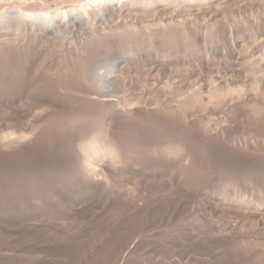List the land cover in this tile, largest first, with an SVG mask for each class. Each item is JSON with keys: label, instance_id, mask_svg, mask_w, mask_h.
<instances>
[{"label": "bare ground", "instance_id": "obj_1", "mask_svg": "<svg viewBox=\"0 0 264 264\" xmlns=\"http://www.w3.org/2000/svg\"><path fill=\"white\" fill-rule=\"evenodd\" d=\"M14 1L15 0H0V103L2 104V106L6 105L8 102V98L13 95L18 96L17 92L24 87L28 88V90L33 94L35 93V95L39 94L38 92L40 91V89H42V93L44 92L43 89L46 90V92L52 91L51 88H57V90H53L54 94L52 93V96H50L51 94H49V96H46V92L43 94L46 96V98H50L51 101H49V99L47 100L51 102V104L47 100L41 99L42 94L38 95V98L40 97L41 100L39 99L40 101L37 104L41 106L40 102L43 100V102L45 101L46 103L51 105H48L50 106V108H47V104H45L46 106L43 107L44 104L42 102L43 106L41 114L43 112L45 113L46 110L44 109H47V113H43L44 115L42 117H38L39 115L35 117L34 115L30 114L32 111H36L37 109H39L40 106H38L36 110L30 111V113L28 112L29 109L25 110L27 108L24 107L23 110L20 106H17L18 112H14V114L12 115L15 120L10 116L11 119L15 121V123L8 124V120L6 122H2L3 120L0 122V164L4 162H10L11 164H16L19 166L25 164L26 167L29 164L33 168L32 169L30 168V166H28L31 169L30 173L34 169L36 170L32 171V173H37V171L40 172V170L44 169L43 166L47 165L48 168V164L51 166L58 165L57 172H59V175L63 177L64 182L67 183L68 186L65 185L66 189L68 187L69 189H71V186H74V188L79 190L83 187H81V185H84V189L85 187L88 188L85 190V192L87 190V192H89L90 189L95 191L93 194H101L103 190L107 189L111 194L110 195L107 192H105L106 194H104L110 195L109 198L107 196L108 201L106 200L108 204L110 201L111 206L114 203L117 206H119L118 204L132 206L135 204H139V202L134 204L133 195L137 197L138 193H143V190L140 191L141 189L152 190V193L149 191L146 193L156 195V193H159L160 190L163 191L162 187L167 186L168 189H171L172 186H175L174 184H178V179L180 177V181H182V184L188 185L184 186L185 188H188L189 185L191 186V184H188L187 181L190 180L191 182V175L196 176V172H198L196 171V166L198 165H196V162L198 161H195L194 159L196 156H198H194V150H197L194 148H196V143H198L194 142L197 139L198 141L200 139V142L201 140H203L201 143L205 142L204 145L207 143L208 147L210 145H213V147L210 146L211 149L216 145V149H214L218 151H215L216 153H219V148L221 147L224 148L225 151L228 149L229 153L228 150L227 153L229 155L235 153V156L246 155L245 157L248 156L249 158H256V155L259 154V151H262V148H257L254 145L257 139L256 141H253L248 138L250 142L248 141V139L247 142L242 139V141H240L241 143L244 141L245 143L243 144H241L239 140H236L237 142L235 141V143L232 139L233 137L231 138V142L233 141V143L227 141L230 140V137L228 136L227 138L225 136L227 130L229 131V129L226 128L227 126L225 127L226 124L224 123V125L222 124V126L220 123L221 126H215L216 124L218 125L219 122L213 124L216 121L213 122L211 119L212 117L210 118L213 122L212 124L211 122H205L204 118L206 117L202 116L204 113L201 110H204V112H206L205 110H207V108H204L209 106L211 107L212 105L219 108L218 106H225L226 103L228 107L230 106V104L231 106L232 104H234L235 108H233V110L235 109L236 113L243 115L244 120L246 117V123L248 121H253L257 124V122H262V120L264 122V80L260 81L257 76L264 73L257 74V77L254 81L251 79L253 81L251 83L247 81L248 76L250 75L247 74V72L251 71H246L247 68L243 71H237V74L232 76L226 74H217L215 76V80L210 81V84L208 85V87H206L207 89L205 88L204 90V87L202 85H200L199 87H195V85H192L181 72H169L168 80L166 82H163L160 78H155L154 73L141 70L146 62H142L143 57L141 53L140 55L138 54L136 56L137 49L134 48L136 45H133V49L130 48L133 50L134 54V50L136 51L135 55H133L132 53L127 54L129 52L128 51L125 53L127 55L124 54L123 56H118V58L111 57L110 54L112 53L110 52V56L106 55L105 52V54L101 53L100 55H96V51L94 52V48H96L97 46V49L101 47L103 50L105 48H108L109 46V38H107V35H104L102 32H108V34L110 32H118V34L119 32H129L126 35H123L124 33L121 34L124 37L127 36L126 42L128 41L129 44L131 41L134 43L133 40H136L135 38H137V33L134 35V32H146L144 35L147 34L146 36L151 39L150 37H152L153 35L152 32L155 34L159 32V30H162V32H164V34H161L162 32L160 31L161 33L158 34L160 36L169 35L170 37H175L176 33H181L182 36L192 42V40L194 38L196 39L197 36L194 29L196 28V25H194L196 24L194 21L195 15H193L192 13L199 11L200 14V11L202 9H207V7L210 6L216 7L217 5H232L233 7L236 5H243V2L246 0ZM65 3H67L68 5ZM183 13H187L188 16H185V18H182V20H179L177 22L172 21L170 23L163 24L161 20H157V22L151 20V16H177L178 14L182 15ZM121 17H123V19H128H126L127 21L125 20V24L124 22H122L123 27H120V25L117 26V24H115V27H109L107 24V28L103 26L105 24L100 25V23L106 21L109 22L108 20L112 21L111 19L114 18L119 20V18ZM148 17L151 18V22H149V25H147L146 27H143V25L142 28L138 27V25H140V22L143 23L146 20L145 18ZM156 18H158V16ZM208 26L207 29L209 28ZM118 27L120 28V30ZM81 28L86 29L83 32L88 30L90 32L89 35H92H87L89 37L85 38L84 41H82V38H80L79 41H82L81 46L79 47L78 45H76L78 48L74 47L75 51L74 49H70L69 51L68 49L70 46L67 45L66 46L68 48L66 47L67 49L65 50V40L70 38L71 43V41L75 39L73 37L74 33L83 30ZM116 28L117 30H115ZM208 30L210 32L211 27ZM93 32L101 33H98L96 35ZM68 33L70 35H67ZM213 33L215 34V32ZM179 34H177L178 37ZM216 35L218 36V34ZM207 36L208 35L206 32V38ZM80 37H82V35ZM166 37H162L163 40ZM234 37L236 39L237 35ZM141 38L140 41L145 39L143 38L141 40ZM182 38H178V40L180 39L181 42L182 40L184 41L185 39ZM203 38L205 39V37ZM235 39L231 38L232 46L229 48H232L233 50H231L233 52H239V50L241 49L245 51L244 49L247 46L243 49L242 47L244 46V44ZM138 40L139 39H137V42ZM159 40L163 41L161 39ZM229 40L227 41L229 42ZM176 41L177 39L175 40L174 38V43L179 42ZM190 41H188V44L185 43V46L186 44L189 45ZM48 43L50 45L52 44L50 46L52 47V49L55 48L54 50H60L59 53H57L58 50H56L57 52H53L54 50L52 51V49L48 47ZM192 43H190V45ZM241 43L243 44V46H241ZM167 44L168 47L169 44H171V41H169V43ZM194 45H192V47ZM138 46L139 45H137L136 47ZM164 46L166 47V44ZM160 49L161 48H159V50ZM189 49L191 50V48ZM189 49H187L186 52L189 53ZM246 49H248V47ZM71 50L73 51L72 53H70ZM132 50H130V52H132ZM242 50L240 52H243ZM182 52H184V54L186 53L185 51ZM53 53L55 56V61H59L58 63H56L58 65H56L55 67L62 68L63 73H60L62 74V76L54 74V72H60L61 69L60 71L57 70V72L54 71V67L53 70L46 68L49 66V63L46 64L47 66L45 65V63L48 62V59L50 58V60H52L53 55L51 57V54ZM55 54L57 55V57ZM237 55H239V53ZM48 56H50V58H48ZM243 56L241 55V57ZM136 57L137 59H140V57L142 58V60L140 59L141 64H144L143 66L140 65L142 67L137 64L139 63V61H136ZM54 58L50 62V64L54 61ZM242 60L244 63V59ZM256 60L259 62L264 61V45L262 47V52L260 53V55H258V58L253 59V66H251V68L256 64ZM53 64L55 65V63ZM157 65L159 67H164L165 62L160 61L159 63H157ZM242 67H240L239 69H241ZM49 70L53 71V73L51 71L50 72L52 75H55L54 77L56 78H53L52 75L49 76ZM263 76L264 75H262L261 77V75H259L261 79H264ZM50 77H52L53 80L58 78L56 82H58V80L60 79L61 82L60 85L58 84L59 87L57 85L53 86L51 83H54V81H52L51 79V83L48 81ZM156 77H158V75ZM49 85H52L51 88H49ZM63 89L66 91L64 92L67 95L64 92L60 93ZM45 96L43 98H45ZM214 106H212V108H215ZM40 110L41 109L37 110V112L35 113L33 112L32 114H37ZM230 110H228V113ZM15 114H17V117ZM230 114L233 113L230 112ZM234 115L233 117L231 115L230 118H235L237 114L235 115V117ZM210 119L206 121H210ZM22 120L27 121V125L31 122V126L32 124L35 125L33 127H30V125L21 127L23 123L25 124V122H23ZM35 120L41 121V124L39 122L34 123L36 122ZM226 120L227 119H223V121L227 122ZM231 121L233 120L231 119ZM253 122V126L250 129L256 126V124L254 125ZM259 124L260 123H258V125ZM259 126L261 129H264V127H261L262 125ZM257 134L259 135L260 131ZM229 135L231 136V134ZM226 141L230 144H228ZM251 141H253L254 144ZM194 144L196 145L195 147ZM257 144L259 143L257 142ZM202 151L198 150V152ZM223 151L222 154L225 152ZM204 152L206 153L205 149ZM204 158L208 160L207 156ZM201 164L202 163L200 162V165ZM51 166H49V171L54 170V172H56V166L53 168V170H51ZM193 168V173L196 171L195 174L192 173ZM26 169L28 170V168ZM176 170H178V172ZM179 171L180 173L182 172L181 175ZM223 171L225 170L223 169ZM57 172L55 174L56 176L54 177V174L50 173V175L47 176L48 179H46L47 177L45 178L44 176V179H46V184L44 183L45 185H43V182H45L43 181L39 186L43 185L44 187L48 185V190H50L48 191L46 187L47 192H51V189L53 190L52 192H54V194L52 192L50 193L51 198L53 197V194L55 195L53 198L58 196V199L55 198V200H60V193H64L66 189L60 190V188L58 187V182L60 183L62 179L61 177H59V175L57 176ZM176 172L180 176L179 178L175 176L177 175ZM30 173L29 175H31ZM40 173L42 174V171ZM40 173H37V176ZM33 174L34 175H32V177L29 176V178H33L35 180L33 176L36 177V174ZM233 174H231V176H233ZM41 176H38V178H41ZM58 177L61 180H59ZM228 178H226V180ZM234 178L235 181L236 176ZM228 183L229 181L227 182V184ZM129 184H131V186H129ZM132 185L133 188H131ZM75 186H80L81 188H77ZM28 188L29 187H27L26 189ZM26 189L24 190L26 191ZM29 190L30 189H28L27 191ZM136 190L138 191V193ZM30 191H32L30 193H33V190ZM71 191L68 192H74L73 194H78L80 192H76L73 189ZM22 192L24 191L22 190ZM22 192L20 191L19 194H23ZM93 194L92 196L98 195ZM241 194L244 193L241 192ZM63 195L66 196V194ZM101 195H98V198H100ZM43 196L44 195L41 194V196H39L41 198L38 199L44 198ZM63 197L61 196V199L63 202H66V204L69 202L68 198H76L71 194V196L67 198V202L64 201L66 200L67 196L64 199ZM240 197H238L239 201L241 200L239 199ZM46 198L47 196H45L44 199ZM72 200L73 201L70 200L71 202H69L68 205L70 207L72 206V202L74 203L75 201L74 199ZM234 200L236 199L234 198ZM41 202L43 201L41 200ZM63 202L60 203L63 205V207L61 205L60 206L66 209L67 205L65 206ZM232 203L234 202L232 201ZM239 203L241 202H238L236 204ZM39 204L41 203L39 202ZM39 204L36 203L37 206ZM78 204L79 203H76V205ZM231 205L235 206V204L231 203L228 206H224H227L228 209L230 208L231 210ZM39 207L40 206H38V208ZM73 207L75 208V206ZM222 208L225 207L222 206ZM84 213L82 212L79 214Z\"/></svg>", "mask_w": 264, "mask_h": 264}, {"label": "rangeland", "instance_id": "obj_2", "mask_svg": "<svg viewBox=\"0 0 264 264\" xmlns=\"http://www.w3.org/2000/svg\"><path fill=\"white\" fill-rule=\"evenodd\" d=\"M16 1L18 0H15L14 2ZM214 7L210 6L207 7V9H202L200 11V14L199 11L194 12L195 14L192 13L193 15H195L194 21L196 24L194 25H196V28L194 29L197 35H195L196 39L194 38V41L192 40L193 43L189 39L182 36L181 33H176L177 37H170L169 35H158L162 32V30H159V32L155 34L152 32L153 35L152 37H150L152 40L149 39L148 36H146L147 34L144 35L146 32H134V35L137 33V38H135L136 40H133L135 44L132 41L130 42V44L128 41L126 42L127 36L124 37L123 35H126L129 32H119V34L118 32H110L111 35L110 33L108 34V32H102L104 35H107V38H109V46L108 48L104 49L105 51L101 47L97 49V46L96 48H94V52L96 51V55H100L104 52L106 53V55H109L110 52L112 53L110 54L111 57L118 58V56H123L128 51L129 52L127 54L132 53L133 55H135L137 51L136 56L138 54L140 55L141 53L143 60L141 57L140 59L142 60V62H146L145 66L143 63L141 64V60L137 59L136 57V61L138 60L140 64L137 63L138 61L136 63L139 66L144 65L143 67L140 66L142 67L141 70L154 73V77L160 78L163 82H166L168 80L169 72H181L192 85H195V87H199L200 85H202L204 87V90L206 87H208L210 81L215 80V76L217 74H226L232 76L236 75L237 71H243L246 70V68V71L251 70L247 72V74H250L247 80L249 83L253 82L257 76L260 81H263L264 79H261L259 75H261L262 77V75L264 74L259 73H264V61L259 62L256 60L257 62L254 67L251 68V66H253V59L258 58V55H260V53L262 52V47L264 45V0H246L243 2V5H236L233 7L232 5H217L215 8ZM157 16L159 19L156 18ZM185 16H188L187 13H183L182 15L178 14L177 16H151L152 19L150 17L145 18L146 20L144 19L145 21L143 23L140 22V25H138V27L142 28L143 25V27H146L147 25H149V22H151V20H154L156 22L157 20H161L163 24L170 23L172 21L177 22L179 20H182V18H185ZM114 19H111L112 21L108 20L109 22L106 21L100 23V25L105 24L103 26L107 28L108 26L115 27V24H117V26L120 25L121 27L122 22H124L125 24V22L128 20L127 18L123 19V17L119 18V20ZM207 26L209 27L208 29H210L211 27L210 32L207 29ZM81 29H83H79L81 32L78 31L74 33V43L73 40L70 43V38L66 39L68 41L65 40V50L68 48L67 46H70L68 50L70 51V49H74L75 51L74 47L78 48L76 45L80 47L82 41L92 35H89L90 32L88 30V32H83L86 29ZM115 30H117V28ZM212 31L215 32V34ZM206 32L208 35L207 38ZM93 33L97 35L101 32ZM113 33L115 35H118H116L115 37ZM161 34H164V32H162ZM177 34H179V37ZM216 34H218V36ZM67 35L70 34L68 33ZM81 35L82 37H80ZM155 35L158 37H156ZM209 35L212 37H210ZM236 35L237 37L235 39L234 36ZM139 36L140 38L142 37L141 40L143 38L145 39L140 41ZM166 36H168L170 39ZM162 37L166 38L163 40ZM199 37H201L202 39ZM203 37H205L206 40ZM230 37L242 42L244 44L243 46V44L241 43L243 49L246 46L248 47V49H246V47L244 49L245 51L241 49L243 52H240L241 50H239V52H233V49L231 48V50L229 48L232 46ZM80 38H82V41H79ZM172 38L173 41L175 38V40L177 39L176 42H179L174 43L172 41ZM178 38L185 39V42L183 40L181 42L180 39L178 40ZM137 39H139L138 42ZM159 39L163 40L164 43ZM227 40H229V42ZM169 41H171V44H169V46H171L172 49L169 46L167 47V43H169ZM188 41H190L189 45H187ZM67 43L70 45H68ZM185 43H187L186 46ZM190 43L192 44L190 45ZM165 44L166 47L164 46ZM51 45L49 44L48 47H50ZM133 45H139V48L136 46L134 47ZM192 45H194L195 47H192ZM132 47L137 49L136 51L134 50L135 54L133 53ZM188 47L191 48V50ZM159 48L161 49L159 50ZM50 49H52V47H50ZM54 49H52V51ZM187 49H189V53L186 52ZM56 50H54L53 52H55ZM72 50L70 53L73 52ZM130 50H132V52H130ZM174 50H176L177 52ZM59 51L60 50L56 52L59 53ZM182 51H185L186 53L184 54V52ZM166 52L170 53L167 54ZM256 52L257 54H259L257 55ZM238 53L239 55H237ZM52 55L54 58V53L51 54V57ZM241 55L244 56L241 57ZM245 55H247L248 58ZM48 58H50V56H48ZM50 59H48L49 61L46 60L48 62L45 61V65L49 63V66L46 67V65L45 67L51 70H53L54 67V71H60L61 69L60 72L57 71L59 74L56 72H54V74L62 76V74H60L63 73L62 68L55 67L56 65H58L56 63H58L59 61H55L54 58V61L50 64V62L52 61ZM242 59H244V63ZM160 61L165 62L164 67H159L157 65V63H159ZM53 63H55V65ZM242 66L245 68H243ZM240 67H242L243 69H239ZM255 69L258 71H256ZM51 70H49V76L52 75L51 72L53 73V71ZM55 75H52L53 78H56L54 77ZM157 75L158 77H156ZM53 78L50 77L48 81L50 83L51 80L54 81V83L51 84L53 86L57 85L59 87L61 82L60 79L58 80V82H56L58 78L54 80ZM52 85H49V88H51ZM51 89L52 91L48 92H46V90L44 89L43 93L41 92L42 89H40V91L38 90L39 92H37L39 93L38 95L42 94L41 99H49V101H51L50 98H46V96H49V94H51L50 96H52L54 94L53 90H57V88ZM64 91L65 90L63 89L60 93H63ZM44 93L46 94V96L43 95ZM17 95L18 96L13 95L9 97L7 104L3 105L4 107L0 103V122L2 120V122H6L8 120V124L15 123V119L12 115L14 114V112H18L17 106H20L23 110L24 107L27 108L25 110L29 109V113L32 110H36L37 107L40 106L39 104H37L41 100L40 97L38 98V95L30 92L28 88L24 87L20 89L17 92ZM44 96L45 98H43ZM42 102L43 100L40 102L41 106L39 107V109L41 110L38 111L37 114L32 113L37 112V110L39 109H37L36 111H32L30 113L31 115H34L35 117L39 115L38 117H42L45 113H47V109H44L46 110L45 113L43 112L44 114H41L42 106L43 104V107L46 106L45 104H47L48 106L51 104V102H49L50 104L46 103L45 101V103L43 102L42 104ZM226 105L227 103L225 104V106H218L219 108L214 105L212 106H214L215 108H212V106L205 107L204 109L207 108V110H205L207 113L204 112V110H201L204 113H202V116L207 118H204L205 122H211V124L214 121L216 122L213 124L219 122L218 125L216 124L215 126H219L220 123L221 125H224L225 123V127L227 126L226 128L229 129V131L227 130V132L229 133L226 132L227 135L225 133V136L227 138L228 136L230 137V140H227L230 142L232 137L234 142L236 140L242 141V139L247 142L248 138L253 141H256L257 139L255 144L253 141L251 142H253V144L257 148H262V151L264 152V129H261L259 126L262 125L261 127H264L263 120V123L261 121L257 122V124L253 121H248L246 123V117L245 121L243 115L236 113L235 109L233 110V108H235L234 104H232L233 107L231 106V104L229 107L228 105L226 107ZM50 106H48L47 108H50ZM224 107H226L227 109ZM228 110H230L229 113ZM230 112H232L233 114H230ZM207 114L209 118L207 117ZM234 114H237L236 117ZM15 115L17 117V114ZM231 115L232 117L234 115L235 118H230ZM10 116L14 120L11 119ZM209 119L210 121H206ZM223 119H227V122L223 121ZM231 119L233 121H231ZM38 120H35L36 122L34 123L39 122L41 124V121ZM23 122H25V124L23 123L21 127H26L29 125L30 127H33L35 125L32 124L31 126L32 122L28 125L26 124L27 121ZM252 122L254 125L256 124V128L253 127L254 129H250L253 126ZM258 123L260 124L258 125ZM259 131L260 134L258 135L257 133H259ZM229 134H231V136ZM250 135L252 136V138ZM202 141L203 140H201V142ZM233 141L231 143H233ZM244 141L241 144L245 143ZM196 142H198L199 144ZM201 142L200 139L199 141L198 139L195 140L194 143H196L197 146L194 144V147L196 146V148L193 147L194 149H197L194 150L197 153L196 154L194 152V156L198 155L194 158L195 161H198L196 162V165L198 164L196 166V171L198 172L195 171L197 173L196 176L191 175V182L193 184L190 182V180L187 181L184 177L188 184H191V186L189 185L188 188L184 187L188 185L182 184V181H180L181 177L177 173L178 170H176L177 175L175 176L180 178L178 179L179 183L177 181L178 184H174L175 186L172 187L170 186L171 189L173 188L174 190L168 189V187L165 186L166 188L162 187L163 191L160 190V192L156 193V195H151L153 191L149 189H141L140 191L143 190V193L141 194L136 190L138 195L137 197L133 195V202L134 204L139 202V204H135L132 206H125L122 204H118L119 206H117L115 203H112L113 205L111 206L110 201L108 204L107 196L109 198L111 194L107 189L101 192L103 197L101 194L97 193L98 195H101L100 198H98L99 196L96 193L93 194L95 192L93 190L89 189V192H87L88 190L85 192V190L88 188L85 187L84 189V185H81V187L83 186L82 188L80 186H75L83 190H78L74 188V186H71V189H69V187L67 188L68 191H71L72 189L76 192L80 191L78 194H73L74 192L71 193L72 191L68 192L65 186L67 185V183L64 182L63 177L59 175V172H57L58 165H55V167L54 165L51 166L48 164V168L47 165H45L47 169L45 168V166H43L44 169L40 170V172L42 171V174L37 171V173H40L38 174V176L43 175L41 176V178H38L37 173L33 172L38 178L37 180V178L33 176L35 178L34 180L33 178L30 179L29 176L32 177V175H34L32 171H35L36 169L32 170L30 173V168L32 167L29 164L26 167L25 164V166L23 164L22 166H19L16 164H11L10 162L1 163L0 264H264V153L259 149L261 153L259 151V154L256 155V158H249L248 156L245 157L246 155L235 156V153H232L233 155H229V150L227 149V153V150L225 151V149L221 147L219 148L221 151L217 148L219 150V153H216L218 152L214 150L216 149V145L211 149V145L208 147L207 143L205 144V146V142ZM257 142L259 144H257ZM227 143L230 144L229 142ZM211 147H213V145ZM201 148L203 151L201 150ZM204 149L206 153L204 152ZM198 150L202 152H198ZM209 151H212L211 155ZM222 151L226 154H222ZM206 156L208 160L204 158ZM200 162L202 163L201 165ZM28 166H30V168ZM49 166L52 167H50L51 170H53V168L55 167V171L58 173L57 176L59 175V177H61V179L63 180L62 181L58 177L59 180H61L60 183L58 182V187L60 188V190L66 189L64 193H60V200H57L58 196L55 197L57 198L56 200L55 198H53L55 195H53L54 192H52V189L51 192L53 193V199L51 198V192H47L49 188L48 185L43 187V185L46 184V179H48L47 176H49L50 173L54 174L53 177L56 176V172H54V170L49 171ZM26 168H28V170ZM194 168L192 170V173L194 171ZM223 169L225 171H223ZM28 172L31 175H29ZM195 172L193 174H195ZM231 174H233V176H231ZM44 176L45 178H47L44 179ZM235 176L236 182L234 181ZM226 178L228 179L226 180ZM228 181L229 183L227 184ZM42 182L43 185L39 186ZM62 182H64L65 184ZM129 186H131V184H129ZM27 187H29L28 189L33 190V193H30L32 192L30 190L27 191ZM131 188H133V185ZM24 189H26V191ZM22 190L24 192H22ZM20 191L23 194H19ZM148 191L151 193H146ZM91 192L93 195L97 196H92ZM105 192L109 193L110 195H104L106 194ZM241 192L244 194H241ZM69 193L74 195L76 198L73 197L72 199H74L76 203H79L78 205H76L75 201V204L72 202V209L70 206H68L69 202L73 201L72 199H70L71 197L68 198L69 196H71V194ZM41 194L44 195V198L45 196H47V198L38 199L41 198L39 197L41 196ZM63 194H66L67 197ZM61 196L66 197V200L64 201H67L68 198L69 202L67 201V204L66 202H63ZM65 197H63V199ZM238 197H240V201L238 200ZM245 197L247 200L245 199ZM234 198L236 200H234ZM41 200L43 202H41ZM104 200L107 201L105 202ZM244 200H246L247 202ZM232 201L234 203H232ZM39 202L41 204H39ZM61 202H63L65 206L67 205V210L65 208H62L63 205L60 204ZM235 202L241 203L236 204ZM36 203L39 204V208ZM230 203L235 204V206H230L231 210L227 207L228 205H230ZM220 204L225 208H222ZM73 206H75V208ZM236 206L239 208H237ZM78 208L81 210H79ZM75 210L79 211L77 212ZM82 212L85 213L79 214Z\"/></svg>", "mask_w": 264, "mask_h": 264}]
</instances>
